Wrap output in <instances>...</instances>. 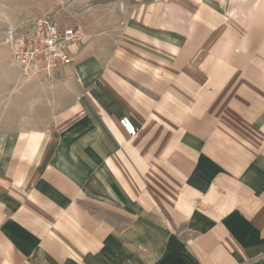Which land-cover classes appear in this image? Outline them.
Segmentation results:
<instances>
[{
  "label": "crops",
  "instance_id": "1",
  "mask_svg": "<svg viewBox=\"0 0 264 264\" xmlns=\"http://www.w3.org/2000/svg\"><path fill=\"white\" fill-rule=\"evenodd\" d=\"M109 1L0 117V264H264V0Z\"/></svg>",
  "mask_w": 264,
  "mask_h": 264
},
{
  "label": "rangeland",
  "instance_id": "2",
  "mask_svg": "<svg viewBox=\"0 0 264 264\" xmlns=\"http://www.w3.org/2000/svg\"><path fill=\"white\" fill-rule=\"evenodd\" d=\"M106 0H0V117L21 120L27 127L38 126L39 118L25 115L24 101L39 98V90L32 88L33 79H25L11 60L10 37L42 18H54L62 24L88 29L91 16L107 12ZM109 3H113L112 0ZM106 4V7L105 5ZM112 13V9L110 8ZM121 16L123 8L119 9ZM116 14V13H115ZM119 24H115L117 26ZM114 27V28H115ZM54 79V78H53ZM52 79V80H53ZM51 80V81H52ZM49 81V82H51ZM29 107V110L30 111ZM39 114V113H38Z\"/></svg>",
  "mask_w": 264,
  "mask_h": 264
},
{
  "label": "built area",
  "instance_id": "3",
  "mask_svg": "<svg viewBox=\"0 0 264 264\" xmlns=\"http://www.w3.org/2000/svg\"><path fill=\"white\" fill-rule=\"evenodd\" d=\"M84 35L79 26L42 18L10 37L11 60L23 78L51 81L63 67L71 65L74 49ZM76 80L80 81L77 75ZM118 123L129 137L136 135L138 128L126 115Z\"/></svg>",
  "mask_w": 264,
  "mask_h": 264
}]
</instances>
